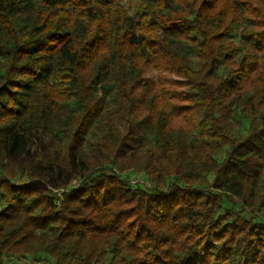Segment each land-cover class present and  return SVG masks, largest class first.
Returning a JSON list of instances; mask_svg holds the SVG:
<instances>
[{"label": "trees", "instance_id": "16d2710c", "mask_svg": "<svg viewBox=\"0 0 264 264\" xmlns=\"http://www.w3.org/2000/svg\"><path fill=\"white\" fill-rule=\"evenodd\" d=\"M0 0V264H264V0Z\"/></svg>", "mask_w": 264, "mask_h": 264}, {"label": "rangeland", "instance_id": "374dc122", "mask_svg": "<svg viewBox=\"0 0 264 264\" xmlns=\"http://www.w3.org/2000/svg\"><path fill=\"white\" fill-rule=\"evenodd\" d=\"M137 4H138V0H127L125 5H126L127 9L129 10V12L133 13Z\"/></svg>", "mask_w": 264, "mask_h": 264}]
</instances>
